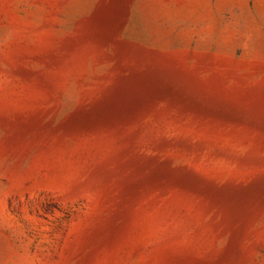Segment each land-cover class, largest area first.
<instances>
[{
  "label": "rangeland",
  "instance_id": "rangeland-1",
  "mask_svg": "<svg viewBox=\"0 0 264 264\" xmlns=\"http://www.w3.org/2000/svg\"><path fill=\"white\" fill-rule=\"evenodd\" d=\"M0 264H264V0H0Z\"/></svg>",
  "mask_w": 264,
  "mask_h": 264
}]
</instances>
